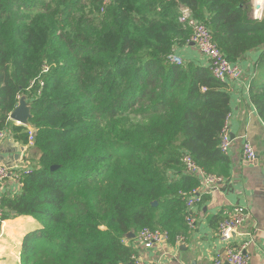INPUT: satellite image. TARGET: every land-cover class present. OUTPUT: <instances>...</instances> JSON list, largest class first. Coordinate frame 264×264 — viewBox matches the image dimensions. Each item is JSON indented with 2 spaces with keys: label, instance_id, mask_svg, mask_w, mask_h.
<instances>
[{
  "label": "trees",
  "instance_id": "trees-1",
  "mask_svg": "<svg viewBox=\"0 0 264 264\" xmlns=\"http://www.w3.org/2000/svg\"><path fill=\"white\" fill-rule=\"evenodd\" d=\"M251 1L0 0V122L26 95L34 129L31 144L23 126L9 129L27 166L1 194L2 220L40 224L20 264H122L143 228L170 244L190 236L182 193L200 181L182 159L227 175L232 94L208 66L170 61L191 43L179 16L205 25L232 63L259 51L248 91L264 123V15L246 12ZM222 219L208 216L215 229Z\"/></svg>",
  "mask_w": 264,
  "mask_h": 264
},
{
  "label": "crops",
  "instance_id": "crops-1",
  "mask_svg": "<svg viewBox=\"0 0 264 264\" xmlns=\"http://www.w3.org/2000/svg\"><path fill=\"white\" fill-rule=\"evenodd\" d=\"M252 10L251 4L250 16ZM258 53L259 51L254 50L243 56L239 62L243 75L236 83L229 85L232 94V115L229 121L232 141L225 153L230 159L227 175H219L224 180L217 189L211 192L203 190V194L209 195V199L193 208L197 224L184 242L170 244L163 238L152 248L144 249L137 246L135 240L137 254L146 264H212L214 256L222 253L223 242L218 238L215 227L209 224L208 216H216L218 213L222 215L224 209H230L234 205H243L249 211V217L241 228L243 232L252 235L244 249L250 257L249 264H264V123L250 100L249 91L244 88L250 77H255L253 68ZM176 54L184 61L208 66L207 59L192 43L177 47ZM13 124L16 123L11 121L7 127L8 132ZM245 141L255 152L254 160L247 161L243 158L242 147ZM20 149L22 150L19 152ZM24 150L11 132L0 143V162L10 167L13 173L0 186V191L13 193L17 189L14 176L18 173L19 168L16 166L22 160ZM39 228V222L29 216L3 220L0 226V264H20L22 238ZM241 242L242 237L235 236L231 244L238 246Z\"/></svg>",
  "mask_w": 264,
  "mask_h": 264
},
{
  "label": "built area",
  "instance_id": "built-area-1",
  "mask_svg": "<svg viewBox=\"0 0 264 264\" xmlns=\"http://www.w3.org/2000/svg\"><path fill=\"white\" fill-rule=\"evenodd\" d=\"M264 0H252L251 4L253 7L252 17L254 19H261V13L264 9ZM180 23L186 24L191 28V35L189 42H191L198 52L207 59L208 67L211 74L221 80L226 81L228 84L233 85L243 75V69L239 63H232L225 58L223 53L214 44L212 36L208 28L202 23L194 19L188 11L184 10L179 16ZM170 61L176 64H181L183 59L176 53L170 54ZM47 70L44 66L43 72ZM253 76L250 77L251 81ZM249 81L244 84V88L249 90ZM43 85V82H40ZM20 98V97H19ZM231 112L225 119L224 125L220 133L219 147L223 153H227L231 145V136L229 131V121L231 118ZM7 121H13L8 116ZM15 122V121H14ZM17 125V122H15ZM27 132L29 144L33 141V127L29 124L28 126L22 125ZM7 126L6 123L1 125L0 122V143L7 137ZM243 158L247 161L254 160L255 152L251 145L245 141L242 147ZM182 162L186 168V171L197 176L201 184L197 188L189 192V194L182 193L186 199L187 216L186 222L191 229L196 227V217L194 216L193 208L200 202L203 195V190L211 192L213 189H217L220 183L224 180L222 177L206 173L199 165H197L189 155H184ZM13 176L10 167L0 162V186L5 182L6 179ZM14 179L20 184L19 177ZM202 189V190H200ZM3 210L1 207V195H0V226L2 224ZM223 219L219 222L216 233L220 241L223 242V251L221 254H217L213 258L212 264H249L250 257L244 251L246 245L249 243V238L252 235L249 232H243L241 230L242 225L249 217V211L243 205H234L230 209H224L222 211ZM235 236L242 237V242L238 246H233L232 239ZM165 238L159 230H152L149 228H143L139 231L136 241L137 246H141L144 249H150L154 244ZM245 239V240H243ZM183 237L177 238L176 243H182ZM132 264H146L143 262L138 254H134L131 257Z\"/></svg>",
  "mask_w": 264,
  "mask_h": 264
},
{
  "label": "water",
  "instance_id": "water-1",
  "mask_svg": "<svg viewBox=\"0 0 264 264\" xmlns=\"http://www.w3.org/2000/svg\"><path fill=\"white\" fill-rule=\"evenodd\" d=\"M245 10L247 13H250L251 11V3H248L245 5ZM31 117V105L30 102H28L27 100V96L26 95H21V97L19 98L16 106L14 107V109L11 111L10 113V118L17 122L18 124L24 125V126H28L30 124V119ZM22 149L19 150V152ZM17 154V153H16ZM55 166H52L51 169H54ZM153 205L156 204V202L152 203ZM134 235L132 233H128L127 238L133 237ZM122 264H132V262H128V263H122Z\"/></svg>",
  "mask_w": 264,
  "mask_h": 264
},
{
  "label": "rangeland",
  "instance_id": "rangeland-1",
  "mask_svg": "<svg viewBox=\"0 0 264 264\" xmlns=\"http://www.w3.org/2000/svg\"><path fill=\"white\" fill-rule=\"evenodd\" d=\"M264 10V9H263ZM264 14H262L261 13V18H262V16H263ZM262 79L264 80V74H263V76H262ZM30 125H31V123H30ZM22 126V125H21ZM32 126V125H31ZM8 135L10 134V132H8L7 133ZM27 166V163H26V161H24V160H21L19 163H18V165L16 166V168H19L20 170H24V168ZM2 193H4L3 191H0V195L2 194ZM19 256V255H18Z\"/></svg>",
  "mask_w": 264,
  "mask_h": 264
}]
</instances>
